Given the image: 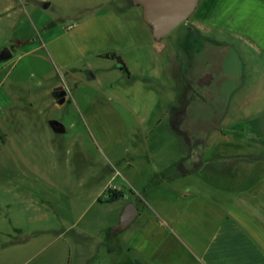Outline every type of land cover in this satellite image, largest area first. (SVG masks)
<instances>
[{"label":"rangeland","instance_id":"obj_1","mask_svg":"<svg viewBox=\"0 0 264 264\" xmlns=\"http://www.w3.org/2000/svg\"><path fill=\"white\" fill-rule=\"evenodd\" d=\"M140 14L128 0H0V52H13L0 60V264H77L88 255V228L108 237L103 228L124 202L149 199L153 176L195 147L171 126L179 83L163 71L186 23L156 40ZM160 44L167 48L159 50ZM188 44L177 45V53L187 48L191 54L195 43ZM117 48L133 76L110 57ZM216 54L226 57L224 72L205 100L217 101L218 112L231 100L228 130L264 133V57L237 45ZM189 63L182 68L190 75ZM60 81L68 92L63 104L53 96ZM209 105H187L181 130L208 132ZM241 105L258 120L236 119ZM52 120L65 130L54 129ZM233 168L231 182L210 170L176 182L205 191L204 182L213 180L240 188L248 172ZM178 173L173 167L171 175ZM118 183L130 200L111 203L110 189ZM155 187L154 193L170 191ZM193 229L184 241L200 248L206 232Z\"/></svg>","mask_w":264,"mask_h":264},{"label":"crops","instance_id":"obj_2","mask_svg":"<svg viewBox=\"0 0 264 264\" xmlns=\"http://www.w3.org/2000/svg\"><path fill=\"white\" fill-rule=\"evenodd\" d=\"M128 4L141 9L140 19L145 22L142 7L132 0H128ZM184 23L185 27L171 43L174 48L167 52L163 70L179 83L178 105L171 109L170 123L176 132L186 136L188 143L191 142L190 137L192 140L193 137L206 139L197 147L183 150L182 157L173 163L179 173L160 179L149 187V199L138 195L136 201L132 200L140 214L128 228L117 232L119 230L113 231L111 226L118 223L125 204L131 201L124 202L111 225L103 228L108 230V237L104 238L101 231L88 228V255L77 264H264V133H256L249 128L228 130L227 123L233 115L231 100L219 112L213 109L218 105L217 101L209 103L208 120L213 127L206 133L186 134L175 125L179 118L178 110L187 105L191 88L196 90L197 98L190 104L200 100L209 105L204 97H211L209 90L220 72H224L226 57L221 59L220 52L216 54L218 50L237 45L239 48L250 47L264 57V0H200ZM191 41L195 43L191 54L187 48L184 53H177V45L185 43L188 47ZM166 48V44L158 47L159 50ZM113 56L125 62L118 48L110 57ZM187 59L192 66L190 75L182 68V62ZM125 64L124 70L133 76ZM242 108L236 119L258 120L251 117L252 113L246 107L239 106L240 111ZM187 119L185 116L181 123ZM233 167L244 168L248 172L240 179V188L230 184L222 186L213 180L212 183L204 182L207 188L209 186L205 191L203 186L195 190L190 185L178 186L176 182H182L181 178L190 173L208 170L213 175L223 172L225 179L231 182L236 178ZM126 180L132 185V195L136 196L138 188L130 178ZM143 180V184L147 183L146 178ZM157 185H165V191H170L154 193ZM114 189L123 192V196L111 203L129 199L124 183L116 184ZM196 226L206 232L200 248L184 241L186 234L192 233Z\"/></svg>","mask_w":264,"mask_h":264},{"label":"water","instance_id":"obj_3","mask_svg":"<svg viewBox=\"0 0 264 264\" xmlns=\"http://www.w3.org/2000/svg\"><path fill=\"white\" fill-rule=\"evenodd\" d=\"M200 0H132L136 5H140L143 11V19L149 24L152 30V35L155 39H163L172 33L182 23L186 22L189 17L196 10ZM46 6L49 4L46 3ZM13 58V52L10 47L4 48L0 52V60H9ZM121 68H126L124 62L120 63ZM92 77L94 74L91 75ZM62 85L56 86L54 89L58 90ZM67 90L63 91L65 95L61 102L66 99ZM186 114L181 115L176 124L180 125L182 119ZM51 125L54 129H61L64 127L61 121L52 120ZM205 137H193L195 147L205 141ZM140 210L137 204L133 201L125 204L119 216V221L112 227V230H125L128 228L138 217Z\"/></svg>","mask_w":264,"mask_h":264},{"label":"flooded vegetation","instance_id":"obj_4","mask_svg":"<svg viewBox=\"0 0 264 264\" xmlns=\"http://www.w3.org/2000/svg\"><path fill=\"white\" fill-rule=\"evenodd\" d=\"M119 62L121 63V62H123L120 58H119ZM89 74H90V76L93 74L91 71H89ZM92 77V76H91ZM95 77V75L92 77V78H94ZM60 85H62L63 87H61L60 89H58V90H53V96H54V98H55V100L57 101V102H59L60 104H63V103H65L66 101H67V97H68V92L66 93V99H65V101H63V102H61V100H62V98L65 96L64 94H63V91L66 89L67 90V85L63 82V81H60L59 83H58V85L57 86H60ZM189 98H188V102H187V105H189L190 104V102L192 101V100H194V99H196L197 97V92H196V90L194 89V88H191V90L189 91ZM187 105H185L181 110H178V116L180 117L181 115H183V114H186L187 113V109H188V107H187ZM175 125L177 126V124L175 123ZM57 130V129H56ZM65 129H64V127H62L61 129H59L58 131H64ZM190 141L191 142H193L194 140H192V138L190 137Z\"/></svg>","mask_w":264,"mask_h":264},{"label":"trees","instance_id":"obj_5","mask_svg":"<svg viewBox=\"0 0 264 264\" xmlns=\"http://www.w3.org/2000/svg\"><path fill=\"white\" fill-rule=\"evenodd\" d=\"M173 167H176V165L164 169L163 172L156 173L155 176H153L154 178L152 179V181L148 185H153L160 179L170 178L172 176L171 170L173 169ZM121 196H123V192H118L115 189H110V195L108 197V201H115V200L119 199Z\"/></svg>","mask_w":264,"mask_h":264}]
</instances>
